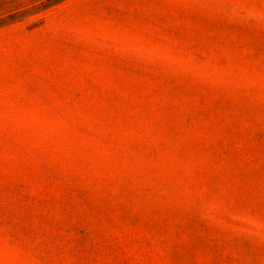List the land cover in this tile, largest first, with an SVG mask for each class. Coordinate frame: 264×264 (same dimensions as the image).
Returning <instances> with one entry per match:
<instances>
[{
    "label": "rangeland",
    "instance_id": "1",
    "mask_svg": "<svg viewBox=\"0 0 264 264\" xmlns=\"http://www.w3.org/2000/svg\"><path fill=\"white\" fill-rule=\"evenodd\" d=\"M26 1L0 3V264H264V0Z\"/></svg>",
    "mask_w": 264,
    "mask_h": 264
},
{
    "label": "trees",
    "instance_id": "2",
    "mask_svg": "<svg viewBox=\"0 0 264 264\" xmlns=\"http://www.w3.org/2000/svg\"><path fill=\"white\" fill-rule=\"evenodd\" d=\"M4 1L6 0H0V3ZM55 1L57 0H27L26 2H24L25 4L23 2L18 3L19 6L16 8L15 11L18 12L21 10V8L26 7L28 5H30V7L37 8V7L45 6ZM4 11H6V8L0 7V15H1V12H4Z\"/></svg>",
    "mask_w": 264,
    "mask_h": 264
}]
</instances>
